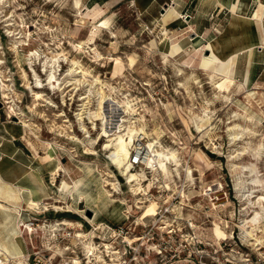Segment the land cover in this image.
Returning a JSON list of instances; mask_svg holds the SVG:
<instances>
[{
    "label": "rangeland",
    "instance_id": "374dc122",
    "mask_svg": "<svg viewBox=\"0 0 264 264\" xmlns=\"http://www.w3.org/2000/svg\"><path fill=\"white\" fill-rule=\"evenodd\" d=\"M259 1L264 3V0H258V3ZM73 2L75 0H7L0 5V176L15 186H24L23 188L32 191L36 189L37 182L46 186L43 197L32 196L40 203V206L39 203H34L39 213H35V209L29 208L26 201H23L27 196L25 192L22 201L16 203L18 213L24 216L30 213L38 219H48L52 222L62 221L64 218L73 222L79 221L81 226H71L73 233L69 238H60L67 226H56V229H61L55 231L58 239L57 247L51 248L54 252H52L53 261L72 264V258H78L81 260L80 264H91L99 258L98 255L103 250V247L97 244L100 240L91 237L92 234L98 236L105 232V229L97 226L108 224L116 227L124 224L127 206L135 219L134 216H138L141 212L134 207L135 204L139 205L138 201H145L143 195L134 194L131 186L126 183V176L109 162L107 151L102 149L110 130L118 128L119 119L124 114L123 107H115L112 111L111 101L104 103L103 110L111 123L107 124L99 142L94 143L101 127L98 119L96 129H90V136L84 137L88 140V145L95 147L93 149L97 151L96 154H90L84 152L82 144L76 143L75 139L70 137L72 134L80 138L84 136L74 112L77 111L78 102H81L78 99L79 93L84 91L85 86L81 85L82 87L80 86L75 93L74 90L67 89L65 101L62 100L60 91L56 89L34 88V70L41 76L42 82H46L43 63L47 57L59 55L58 57L63 59L64 55H68L67 58L79 60L92 74L99 75L100 78L116 85L113 98L131 100L134 107V115L131 116L143 119L136 120V124L144 122L148 137L158 139L164 148L175 149L179 161L183 164L181 169L189 165L192 173L194 172L195 182L191 183L187 180L185 170L180 169L179 177L170 178L168 180L170 188H167L164 185L163 173L160 171L152 173L148 168L150 162L147 164L144 162L146 165L133 167L135 171L145 173L140 179L141 191L160 185L166 188L165 192H161L163 194L161 198L173 202L172 207H174L176 204H191L199 199L196 196L191 197L192 194H196L206 184L213 185L214 209L208 217L201 215L196 219L197 226L201 225L197 233L203 231L204 235L193 239L180 236L167 239L163 242L166 249L163 250L162 255L151 258L156 260V264H229L225 258L239 256V253L236 254L235 250L231 249L236 247L234 239L239 238L244 246H252L245 241L240 223L253 208L250 203H246L247 209L242 210L245 188L236 185L239 180L243 181L250 175H246L248 172L242 173L239 168L232 169L231 165L233 162L249 163L252 161V155L250 153L239 154L236 157L230 155H235L237 150H241L244 141L256 143L260 136L253 138L246 133L243 139L234 141L227 128L238 122L243 127L258 129L260 133H264V116H262L264 115V53L258 50L260 44L251 42L253 33L244 31L241 21L229 15L227 9L209 10L203 13L201 20L196 21L195 17H187L190 13L185 5L177 6V11L173 10L170 7L175 5L172 0H79L78 6ZM250 11L249 16H252L254 10ZM162 16L165 19L164 23L161 21ZM104 18L109 19V26L98 30L94 40V47L103 57L94 56L93 50L85 52L73 47V44L78 45L81 40H86L93 22L100 23ZM202 34L204 36H201ZM221 35H223L222 39H220ZM210 40L218 41L210 43L214 53L221 60H227L234 53L241 51L234 81L231 84L226 80L230 78V74L221 76L213 71L212 65L205 66L201 62L202 58L211 52L207 45ZM30 49L37 51L38 58L29 56ZM248 49L253 51L251 57ZM166 53L169 56H164ZM130 55L133 57L132 64ZM111 56L114 59H110ZM68 65L69 62L63 59L58 71H65ZM180 69L183 70L182 73ZM245 69L249 71L247 79H243L241 75V71ZM211 76L228 85V90L224 93L228 96L227 99L212 85ZM195 80L198 82L195 83ZM3 81L9 88L8 99L2 97ZM32 88L34 91L46 92V97L55 104H51L48 100L34 101ZM250 91H255L252 97L247 95ZM95 105L93 99L91 105L93 113ZM12 107L14 109H11ZM205 110H208L211 121L206 122L202 130L198 131L193 118L204 114ZM245 111L248 116H252L249 122L242 118ZM17 112H23L24 117L28 119L26 123H30L35 133L30 131L25 133L22 124L24 122ZM61 112L63 114L59 115ZM64 118H69V122H64ZM182 118L187 119L189 129ZM64 123L71 126H64ZM87 125L90 126L89 123ZM71 128L73 130H70ZM156 131L159 132L158 136ZM146 139L147 137L140 139L139 142L144 145ZM60 163L64 166L65 172L60 171L53 178L52 171ZM257 166L260 177L264 179V158L257 162ZM105 170L113 174L112 179L119 183L113 198L124 200L123 204L117 201L109 202L105 207L106 201L101 195L99 200L94 202L91 200V202L86 199L81 201L78 195L72 199L62 193L61 196L65 201L54 203L56 196L60 194L59 184L64 175L68 182L72 183L75 180L76 183L81 184L79 194L83 193L86 197L89 191L96 196L95 193L101 194L103 178L108 175ZM183 184L185 191L183 190L182 198L179 191ZM43 205L48 206L47 210L43 211ZM154 207H150V210L154 211ZM62 208H70V210L62 211ZM84 216L91 219L94 217V222H87ZM19 218L18 215V222ZM214 222L219 223V228L214 227ZM53 228L55 226L47 228L45 230L47 233L44 234H52ZM77 228L86 233L84 239L92 238L98 246L97 249H101L97 251L94 248L95 255L94 253L89 255L90 258L88 254L85 255L87 251L82 247L80 239L73 237ZM141 229V226L136 227L138 231ZM21 230L22 228L18 226L13 240L21 239L25 245L27 236L21 233ZM259 235L264 237V231ZM40 238L32 235L34 246L37 248H44L48 243L55 241L48 236H43L41 240ZM141 241L147 246L151 239L145 238ZM194 244L199 250H203L199 253L202 256L194 255ZM66 245L72 248L65 251L63 247ZM261 245L264 246V241ZM71 250H74V253ZM46 252L49 251L43 254ZM56 252H61V256L56 255ZM208 252L211 256H206Z\"/></svg>",
    "mask_w": 264,
    "mask_h": 264
},
{
    "label": "bare ground",
    "instance_id": "6f19581e",
    "mask_svg": "<svg viewBox=\"0 0 264 264\" xmlns=\"http://www.w3.org/2000/svg\"><path fill=\"white\" fill-rule=\"evenodd\" d=\"M3 1H7V0H0V5ZM172 1H173V4H175V5H170V7L173 10L177 11V6H179L180 1L179 0H172ZM73 3H75L76 6H78L80 4L79 0H75V2H73ZM80 16H81L80 17L81 21H83V17L81 14H80ZM161 21L163 22V16L161 17ZM108 26H109V19H107V18L101 19L100 23H97V24H95L93 22L92 27L90 28V33H89L88 37L86 38V40L85 39L81 40V42H78V45L73 44V47L75 46V48L77 50L85 51V52H87V51L92 52V50H93L95 52L94 56L103 57L101 55V53L98 52V50H96V48L94 47V44H95L94 40H95V36L97 35V31L100 30L101 28H107ZM164 30L166 31V29H164ZM154 41H155V39H154ZM38 55L39 54L37 53L36 50L30 49V51H29L30 57L36 56V58H38L37 57ZM58 56H51L49 58L47 57L44 60L43 70L45 71V73H43V74H46V76L44 78L46 80L45 83L42 82L41 76H39L37 71H35V70L33 71V75H34L33 78H34V82H35L34 88H38V89L40 88L41 90L43 88L50 89V90L56 89V90L60 91V93L62 95V100L65 101L64 96L67 92V89H68V91L74 90V93H75L80 88L81 85L85 86L84 91L79 93L78 99L81 102H78L79 106L77 108V111L74 112V115L76 116L77 122L79 124V129H80V131H82L84 136H82L83 138H80L78 136H75L74 134L70 135V133H69L70 137L74 138L76 143L79 142L80 144H82V146L85 149L84 152L90 153V154H96L97 151L95 149H93L95 147H90L87 143L88 140H85L84 137L90 136V129H93V130L96 129L97 119L100 120L99 123H100L101 127H100V131L98 132L97 138L94 139V143L99 142V140H101V137L104 135L105 128H106L107 124L111 123L109 118H107L108 117L107 113L105 112V110H103L104 109V103H106L107 101H111L110 104L112 106L110 108L112 109V111L115 107L116 108L119 106L123 107L124 114L119 119L118 126H117L118 128L110 130V133L107 135V138L105 139L103 147H102V149L107 151V158L109 159V162L111 164L115 165V167L117 169H119L126 176V183L131 186V189L133 190L134 194L139 195L141 192L140 188L142 187L141 181H140L141 175H144L145 173L143 171H141L140 173L135 171L133 169L129 159L131 156V150L133 148V145L136 144V141L147 137L146 143L144 144V158H143V160L146 164L150 162V167H151L150 171H152V173H155L156 171H158V172L160 171V173H163V177L165 178L164 179V185L168 188L170 186V183L168 180L170 178L172 179L173 176L179 177V175L181 173L180 169H181V166L183 165V164H181V161H179L177 151L175 149L164 148L161 146L162 142L160 143L158 141V139H156V138L152 139V138L148 137V132L145 129L144 122L143 123L139 122L138 124H136V120L142 121L143 119L141 117L137 118L136 116L135 117L131 116V115H134V107L131 103V100L130 99L117 100L118 98L117 99L113 98L112 94L113 93L115 94V92H116V85L108 82L107 80L100 78L99 75L92 74L88 68H85L82 65V63L79 62V60L73 59V58H71V59L67 58L68 55L67 56L64 55V58H63L66 62H69L68 68L63 72L58 71V70H60V68H59L60 62L63 60V59H60ZM164 56H169V55L166 53V54H164ZM109 58L114 59V57H112V56ZM129 59H130V63L132 64L133 63V57L131 55L129 56ZM80 60H82V59H80ZM97 60H99V59H97ZM235 60H236V56L234 57V61H233L234 64H235ZM31 65H32V63H31ZM234 68H235V66H234ZM234 68H232V70H231L230 78L226 79V80H228V82L230 84L234 81V74H235ZM179 71L181 72L183 70L180 69ZM23 72H25V70ZM184 74L186 75L185 72H184ZM183 77H185V76L183 75ZM210 79H211L210 82H212V85L215 88H217L218 91L221 93V95L227 99L228 96L225 95L224 93L228 90V85H226V83L223 84V82H220L214 76H211ZM194 82L196 83V82H198V80H195ZM1 85H2V97L7 98V99L10 98L8 85L4 81L1 83ZM70 85H72V86L70 88H68ZM176 87H178V86H176ZM31 90H32V93L34 95V101H37V100L46 101V100H48V102H50L51 104L53 103L51 99H48V97H46V94H47L46 92H45L46 93L45 94L44 92H42L40 90L34 91L33 88ZM254 92L255 91H250L247 93V95L249 97H252ZM189 93H190V91H189ZM192 94H193V92H192ZM70 95H73V94H70ZM125 96H127V95H125ZM71 98H72V96H71ZM93 99L95 100V103H96V105H95L96 107L94 108L95 109L94 113L92 112V109H91ZM193 103H194V101H193ZM53 104H55V103H53ZM11 109H14V108L12 107ZM15 111H16V109H15ZM7 112H9V111H7ZM17 113L19 114L21 121L24 122L22 124H23L24 130H25V133L27 131L35 133L34 129L31 127L30 123H26V121L28 119H26L24 117L23 112H17ZM62 114H63V112L59 113V115H62ZM262 116H264V115H262ZM242 118L248 122L252 120V116L251 115L248 116L246 114V111L244 112V114H242ZM69 120H70L69 118L63 119L64 122H69ZM182 120H183L184 124L187 126V128L189 129V126L187 125L188 124L187 119L182 118ZM209 120H210V115L208 113V110H205L204 114L193 118V121L195 122V125H196V128L198 129V131H201L202 126L206 122H208ZM87 123H89L90 126H88ZM63 125L64 126L67 125L69 127L71 126L70 124H65V123ZM260 126H262V125H260ZM252 127H254V126H252ZM62 129H65V128H62ZM70 130H73V129L71 128ZM227 130L230 132L229 134L232 136V139L234 141L243 139L244 138L243 136L246 133L250 137H253V138H257L258 136H260L256 143H253L252 141H248V140L244 141L242 149L237 150L235 155L234 154L230 155V157H236L239 154H245V153H250L252 155V157H251L252 161H250L249 163L241 164L242 162L241 163L233 162V163H231V165H232V169L233 168H239L242 171V173H244V172L250 173V174H248V173L246 174V175H250V176L246 177L245 180H243V181L239 180L241 182L238 181L236 183V185L239 188H245V190L243 192V195L245 196V200L243 202L244 207L242 208V210L247 209V206H245L246 203H250L251 207H253L251 210L248 211L247 216L245 214L246 217L243 218V216H242L243 219H241L242 221L240 223L241 224L240 227H241V230L244 234L243 236L245 237V241H247L248 244L258 246L259 244L262 243V241H264V237L259 235L260 232L264 231V223H262V221H264V179H262L260 177L259 167L257 166V162L260 161L262 158H264V156H262V153H264V133H260V131H258V129H254V128H250V127H243L240 124H238V122H237V124L229 125ZM65 132H66V130H65ZM156 135L158 136L159 132L156 131ZM153 137H155V136H153ZM89 141L91 142L93 140H89ZM45 142L49 144L48 141H45ZM95 145H97V144H95ZM233 161H235V160H233ZM84 163H87V161H84ZM181 170H185L184 172L186 173L185 175H186L188 181H190L191 183L195 182L194 181L195 178L193 177L194 172L192 173V168L189 165H186L185 168L184 169L182 168ZM60 171L65 172V168L62 165V163H60L52 171L53 178H55V176L57 174H59ZM105 171L108 172V170H105ZM88 172H90V169L88 170ZM107 174L108 175L103 178L104 184L101 185V189L103 190V192L101 190V192H100L101 194L95 193L96 196L95 195L93 196L92 193L87 191L86 197H85V194H83V193L79 194V191L81 189L80 188L81 184L76 183L75 180L74 181L72 180L73 181L72 183L70 181L68 182L64 178V176H65L64 175L60 181V184H59L60 185V194L58 196H56L54 203L63 202L64 198L61 195L65 194V195H69L72 199H74V197L76 198V196L78 195L79 199L81 201L83 199H86V201L92 200L93 202L96 200H99V198L101 196L102 197L104 196V198H105L104 201H106L104 204L105 207L108 206L109 202H116L117 201V202H119V204H123L124 200L122 201L121 199L113 198L114 197L113 193L117 192L119 183H117V181H115V179H112L113 174H109V172ZM201 177H202V175H201ZM146 179H145V181H146ZM183 186H185V184H183ZM23 187L15 186V185L9 183L8 181H5L4 179H2V177L0 176V251L5 256H7L8 254L12 255L13 257L19 256V254L14 253L13 249H11V248H13L12 238L17 233L18 226H19V225H17V222H18L17 218H18V215L20 213H18L19 209L16 207V203L18 201H22V198L24 197L23 192H25L27 195L26 197H24L26 200L27 206L28 207H31V206L34 207V205L32 203V196H31L32 190H30L28 188L26 189ZM119 188H120V186H119ZM184 188L181 187L180 191H179L182 196H184V191H185ZM110 190H112V192ZM135 199H136V197H135ZM100 201H101V199H100ZM57 206H56V208H58ZM60 206H62V205H60ZM152 206H155V205L154 204L149 205L145 211V215L151 214L155 211V210L154 211L150 210V207H152ZM68 207H69V205H68ZM61 210L62 211H69L70 208H65V209L62 208ZM76 210H78V209H76ZM79 211L82 212L83 210H79ZM84 217L87 218V220H88L87 222H89V223L94 222V217L92 219H91V217H87V216H84ZM61 223L66 225V226H75V227L81 226V223L79 221L73 222V221L66 219V218L62 219ZM61 223H59V224H61ZM18 224H19V222H18ZM214 227L219 228V223L214 222ZM60 229L61 228H59L58 230H60ZM72 229H73V227H72ZM75 231H76L75 232L76 234L74 235V238H76V239L79 238L80 243L82 242L81 243L82 247L86 249V251L89 255H92L94 253L93 249L94 248L97 249L98 246H95L96 244L94 243L92 238L88 239V237H86V239H84V237L87 236L84 231H82L80 229H78V230L75 229ZM92 235H94V234H92ZM41 238H40V240H41ZM101 245L106 247V248H109V244L105 241H103V243ZM89 255H88V257L90 258ZM94 255H95V253H94ZM98 256L102 257L101 255H98ZM80 261L81 260H79L78 258H74V262H77L80 264ZM0 264H5V261H3L1 259Z\"/></svg>",
    "mask_w": 264,
    "mask_h": 264
},
{
    "label": "built area",
    "instance_id": "2783aa9c",
    "mask_svg": "<svg viewBox=\"0 0 264 264\" xmlns=\"http://www.w3.org/2000/svg\"><path fill=\"white\" fill-rule=\"evenodd\" d=\"M143 158L144 145L138 140L136 144L133 145L129 161L132 167H134L145 164ZM148 168L151 169V167ZM181 187L184 188L185 186L182 185ZM142 191L140 194L144 196L145 201H138L137 203L139 205L135 204L134 207L141 210L138 216H134L135 219H133V214L127 207L125 211L126 221L124 224L116 227H112L108 224L97 226V228L101 227L105 229V232L102 235H92L91 237H96L100 240L97 244L99 243L98 246L103 247V250L100 251L102 257L98 256L99 258L94 260V262L92 261L91 264H156V260L151 257L155 258V256L160 257L162 255L163 250L166 249L163 245L165 240L174 239L178 236L193 239L194 237H202L204 235L203 231L197 233L201 225L199 227L197 226L196 219L200 218L201 215L208 217V215L211 214L210 212L214 206V189L212 184H206L202 186V189L196 194H192L191 197L196 196L199 197V199L193 201L191 204H176L174 205L175 208L172 207L174 204L173 202H168L167 198H161L166 188L162 186H151L148 187L147 190L144 189ZM181 197L183 196L181 195ZM173 199L175 200L176 198ZM167 202L168 204H166ZM151 204L155 205V211L145 215L146 209ZM43 208V211L47 210L44 205ZM38 210H34L35 213H39ZM19 216V227L22 228V233L27 236V241H25L26 250L20 252L19 256L16 257L10 254L5 256L0 251V260L2 259L5 261V264H62L54 263L53 249H51L53 246H57L56 240L58 239V234H56V232L59 231L57 230L58 228L51 229L52 234L50 235L44 233H47L45 232L47 228L50 229L51 227L64 224H62L61 221L52 222L48 219H38L30 213L27 214V216H22V214H19ZM210 222L212 223L211 220ZM137 226H141L142 229L139 231L136 230ZM212 226L213 225H211V227ZM72 233V227L67 226L60 235V238H69ZM32 235L40 237L48 236L55 241L48 243L44 248H37L34 246ZM145 238L148 240L151 239V242L147 246H144L143 241H141ZM103 241L109 244V248L101 245ZM234 245L236 247H231V249L235 250L234 253H239V256L234 255L231 258L229 256L225 258V261L229 264H264V246L261 244L255 247L254 245L244 246L242 241L238 238V240L234 239ZM194 246L195 250H193V253L197 257L203 250H199L196 244H194ZM253 247L255 249H253ZM70 248H72L70 245L63 247L65 250H69ZM45 251L49 252L43 254ZM71 252L74 253V250H71ZM87 254L88 253H85L86 256ZM56 255L61 256V252H56ZM199 255L202 256V254ZM206 256H211V254L208 252ZM147 261L148 263H146ZM71 263L77 264V262H74L73 258Z\"/></svg>",
    "mask_w": 264,
    "mask_h": 264
},
{
    "label": "crops",
    "instance_id": "0c3cea01",
    "mask_svg": "<svg viewBox=\"0 0 264 264\" xmlns=\"http://www.w3.org/2000/svg\"><path fill=\"white\" fill-rule=\"evenodd\" d=\"M179 5H185L187 11H189L190 15L187 17H195L196 21L203 17V13H207L209 10L217 9V11H222L223 9H227L229 15L234 17L235 19L241 21L242 26L244 27V31H251L253 33V39L251 42H257L258 50L260 53H264V3H258V0H179ZM255 7V8H254ZM250 10H254L252 16H249ZM227 14V12H225ZM262 14V16H261ZM256 15V16H255ZM259 15L261 17H259ZM165 19L163 17V23ZM199 28V27H198ZM206 32V31H205ZM204 32V33H205ZM215 35V33H214ZM201 36H204L203 34ZM223 35L220 36L222 39ZM207 42V41H206ZM210 42H218L217 40L209 41L207 45L209 46L211 52L206 54L201 62L205 66H211L214 72L221 76H228L231 74L232 68L235 66V74L237 71V63L238 56L241 54V51L238 53H234L227 60H221L213 51L212 43ZM249 50V56H252V49ZM236 56L235 64L234 57ZM249 69V68H248ZM245 69L241 71V75H243V79H247L249 77V71ZM38 180V179H37ZM46 193V186L41 185L37 182V187L32 191L31 196L34 198L43 197ZM26 201V200H23ZM19 202V201H18ZM32 203L34 207H29L32 209H38L37 205L34 203H39L37 200L32 198ZM13 251L14 253L20 254L26 250V245H24L23 241L16 240L14 241L12 238Z\"/></svg>",
    "mask_w": 264,
    "mask_h": 264
}]
</instances>
